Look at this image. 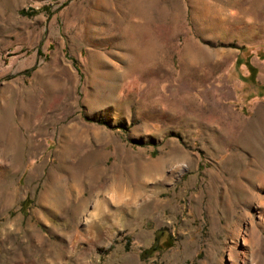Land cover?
Instances as JSON below:
<instances>
[{
	"label": "rangeland",
	"instance_id": "374dc122",
	"mask_svg": "<svg viewBox=\"0 0 264 264\" xmlns=\"http://www.w3.org/2000/svg\"><path fill=\"white\" fill-rule=\"evenodd\" d=\"M0 264H264V0H0Z\"/></svg>",
	"mask_w": 264,
	"mask_h": 264
},
{
	"label": "trees",
	"instance_id": "16d2710c",
	"mask_svg": "<svg viewBox=\"0 0 264 264\" xmlns=\"http://www.w3.org/2000/svg\"><path fill=\"white\" fill-rule=\"evenodd\" d=\"M235 62L239 63L240 62V59L238 57H236ZM246 62H248V61L246 60ZM246 65H247V67L249 69L252 70V67H251V65L249 63H246ZM248 74H251V71ZM155 249H156V244H152L150 247L142 248L139 251V255L140 256H144V255L151 254L153 252V250H155Z\"/></svg>",
	"mask_w": 264,
	"mask_h": 264
}]
</instances>
